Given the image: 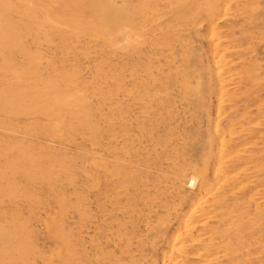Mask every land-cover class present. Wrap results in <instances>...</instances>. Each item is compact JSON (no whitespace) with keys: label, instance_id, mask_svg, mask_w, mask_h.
<instances>
[{"label":"rangeland","instance_id":"rangeland-1","mask_svg":"<svg viewBox=\"0 0 264 264\" xmlns=\"http://www.w3.org/2000/svg\"><path fill=\"white\" fill-rule=\"evenodd\" d=\"M245 1L0 0V264H264V0Z\"/></svg>","mask_w":264,"mask_h":264},{"label":"bare ground","instance_id":"bare-ground-1","mask_svg":"<svg viewBox=\"0 0 264 264\" xmlns=\"http://www.w3.org/2000/svg\"><path fill=\"white\" fill-rule=\"evenodd\" d=\"M69 1H70V0H69ZM73 1L75 2V0H73ZM92 1H93V0H92ZM143 1H144V0H143ZM161 1H162V0H161ZM174 1H175V0H174ZM190 1H191V0H190ZM244 1H245V0H244ZM247 1H249V0H247ZM256 1H257V0H256ZM64 2H65V1H64ZM67 2H68V1H67ZM163 2H164V1H163ZM219 2H220V1H219ZM245 2H246V1H245ZM98 3H99V2H98ZM169 3H171L170 0H169ZM174 3H175V2H174ZM187 3H188V2H187ZM249 3H250V1H249ZM249 3H248V4H249ZM258 3H259V1H258ZM77 4H79V3H77ZM219 4H220V3H219ZM256 4H257V3H256ZM134 5H135V4H134ZM161 5H162V4H161ZM161 5H160V6H161ZM173 5H174V4H173ZM173 5H172V6H173ZM186 5H187V4H186ZM203 5H204V4H203ZM217 5H218V4H217ZM227 5H229V4H227ZM227 5H225V6H227ZM243 5H245V4H243ZM249 5H250V4H249ZM77 6H78V5H77ZM163 6H165V5H163ZM183 6H185V5H183ZM240 6H241V5H240ZM255 6H256V5H255ZM62 7H63V6H62ZM202 7H203V6H202ZM227 7H228V6H227ZM238 7H239V5H238ZM238 7H236L237 10H238ZM241 7H242V6H241ZM166 8H167V7H166ZM239 8H240V7H239ZM247 8H248V7H247ZM155 9H156V8H155ZM202 9H204V8H202ZM202 9H201V12H202ZM207 9H208V8H207ZM207 9H206V10H207ZM226 9H230V8H226ZM226 9H225V10H226ZM251 9H252V8H251ZM185 10H186V9H185ZM190 10H192V9H190ZM206 10H205V11H206ZM62 11H63V10H62ZM153 11H154V10H153ZM155 11H156V10H155ZM177 11H178V10H177ZM182 11H183V10H182ZM195 11H196V10H195ZM255 11H256V10H255ZM257 11H258V10H257ZM259 11H261V10H259ZM156 12H157V11H156ZM215 12H216V11H215ZM237 12H238V11H237ZM250 12H251V11H250ZM253 12H254V10H253ZM153 13H154V12H153ZM170 13H171V12H170ZM174 13H176V12H174ZM184 13H185V11H184ZM195 13H196V12H195ZM203 13H204V12H203ZM203 13H202V14H203ZM207 13H208V12H206V14H207ZM212 13H213V12H212ZM247 13H248V12H247ZM247 13H246V14H247ZM254 13H255V12H254ZM254 13H253V14H254ZM150 14H151V13H150ZM154 14H155V13H154ZM156 14H157V13H156ZM166 14H167V13H166ZM186 14H187V13H186ZM188 14H189V13H188ZM197 14H198V10H197ZM199 14L202 15L201 13H199ZM208 14H209V13H208ZM208 14H207V15H208ZM249 14H250V13H249ZM253 14H252V15H253ZM167 15H168V14H167ZM172 15H174V14H172ZM183 15H184V14H183ZM193 15H194V14H193ZM204 15H205V14H204ZM211 15H212V14H211ZM237 15H238V14H237ZM259 15H263V16H264L263 13H261V14H259ZM149 16H150V15H149ZM168 16H169V15H168ZM186 16H187V15H186ZM186 16H185V17H186ZM189 16H190V15H189ZM197 16H198V15H197ZM208 16H209V15H208ZM225 16H226V15H225ZM229 16H230V15H229ZM257 16H258V15H257ZM257 16H255V18H256ZM157 17H159V16H157ZM164 17H165V15H164ZM172 17H173V16H172ZM187 17H188V16H187ZM226 17H227V16H226ZM251 17H252V16H251ZM223 18H224V17H223ZM239 18H240V17H239ZM260 18H261V17H260ZM260 18H259V19H260ZM152 19L154 20V18H152ZM156 19H157V18H156ZM176 19H177V18H176ZM189 19H190V18H189ZM198 19H199V17H198ZM218 19H219V18H218ZM236 19H237V18H236ZM262 19H263V18H261V20H262ZM158 20H159V19H158ZM170 20H172V19H170ZM170 20H169V21H170ZM214 20H215V19H214ZM234 20H235V19H234ZM244 20H245V19H244ZM251 20H252V19H251ZM255 20H256V19H255ZM177 21H178V20H177ZM192 21H193V20H192ZM236 21L238 22V19H237ZM249 21H250V20H249ZM252 21H253V20H252ZM259 21H260V20H259ZM155 22H157V21H155ZM162 22H163V21H162ZM167 22H168V21H167ZM171 22L173 23V21H171ZM181 22H186V21H181ZM217 22H218V21H217ZM225 22H226V21H225ZM241 22H242V21H241ZM250 22H251V21H250ZM263 22H264V21H263ZM160 23H161V22H160ZM160 23H159V25H160ZM163 23H165V22H163ZM172 23H171V24H172ZM177 23H179V22H177ZM187 23H188V22H187ZM234 23H235V22H234ZM238 23H239V22H238ZM242 23H244V22H242ZM140 24H142V23L140 22ZM145 24L147 25V23H145ZM156 24H157V23H156ZM156 24H155V25H156ZM171 24H170V25H171ZM199 24L201 25L202 23H199ZM199 24H198V25H199ZM224 24H225V23H224ZM224 24H223V26H224ZM230 24H232V23L230 22ZM235 24H236V23H235ZM240 24H241V23H240ZM133 25H134V23H133ZM136 25H137V24H136ZM142 25H143V24H142ZM163 25H164V24H163ZM167 25H168V24H167ZM187 25H188V24H187ZM192 25H193V24H192ZM204 25H205V24H204ZM227 25H228V24H227ZM246 25H248V24H246ZM254 25L260 27V25H256V24H254ZM261 25H262V24H261ZM128 26H129V25H128ZM134 26H135V25H134ZM134 26H133V28H134ZM147 26H148V25H147ZM149 26H150V25H149ZM173 26H175V25H173ZM173 26H171V27L173 28ZM210 26H212V25H210ZM221 26H222V25H221ZM231 26H232V25H231ZM231 26H230V27H231ZM234 26H236V25H234ZM150 27H151V26H150ZM166 27H168V26H166ZM185 27H186V26H185ZM214 27H216V26L214 25ZM214 27L212 26V28H214ZM247 27H248V26H247ZM127 28H128V27H127ZM129 28H130L131 30H133L131 27H129ZM136 28H137V27H136ZM145 28H146V27H145ZM183 28H184V27H183ZM188 28H189V27H188ZM188 28H187V29H188ZM227 28H228V27H227ZM232 28H233V26H232ZM242 28H243V27H242ZM262 28H263V26H262ZM137 29H138V28H137ZM156 29H157V28H156ZM159 29H160V28H159ZM164 29H165V28H164ZM181 29H182V28H181ZM209 29H210V28H209ZM259 29H260V28H259ZM127 30H128V29H127ZM160 30H161V29H160ZM168 30H169V29H168ZM183 30H184V29H183ZM189 30H190V29H189ZM210 30H211V29H210ZM245 30H246V29H245ZM247 30H249V29H247ZM253 30H254V29H253ZM143 31H144V30H143ZM155 31H156V30H154V32H155ZM190 31H191V30H190ZM250 31H251V30H250ZM255 31H256V30H255ZM258 31H259V30H258ZM262 31H263V30H262ZM131 32H132V31H131ZM131 32H130V33H131ZM134 32H135V31H134ZM210 32H211V31H210ZM210 32H209V33H210ZM227 32H228V31H227ZM135 33H136V32H135ZM176 33H178V32H176ZM189 33H190V32H189ZM211 33H212V32H211ZM213 33H214V32H213ZM240 33H241V32H240ZM164 34H168V36H170V35H169V32H168V33H164ZM174 34H175V32H174ZM214 34H215V33H214ZM257 34H258V33H257ZM133 35H135V34H133ZM133 35H132V36H133ZM137 35H138V34H136V36H137ZM156 35H157V34H156ZM159 35H160V33H159ZM220 35H221V34H220ZM230 35H231V34H230ZM236 35H237V34H236ZM243 35H244V34H243ZM129 36H130V35H129ZM174 36H175V35H174ZM182 36H185V35L183 34ZM201 36H202V35H201ZM201 36H200V37H201ZM212 36H213V35H212ZM133 37L135 38V36H133ZM156 37H157V36H156ZM166 37H167V36H166ZM177 37H178V36H177ZM192 37H194V36H192ZM202 37H204V36H202ZM209 37H211V36H209ZM231 37H233V36H231ZM262 37H263V36H262ZM148 38H149V36H148ZM148 38H147V39H148ZM170 38H172V37H170ZM179 38H180V37H179ZM190 38H191V37H190ZM195 38H196V37H195ZM195 38H194V39H195ZM211 38H212V37H211ZM239 38H240V37H239ZM126 39H127V38H126ZM140 39H141V38H140ZM149 39H150V38H149ZM180 39H181V38H180ZM237 39H238V38H237ZM242 39L245 40L246 38H245V39L242 38ZM150 40H151V39H150ZM155 40H156V38H155ZM166 40H167V39H166ZM177 40H178V38H177ZM190 40H191V39H190ZM196 40H197V38H196ZM260 40H261V39H260ZM263 40H264V39H263ZM171 41H172V40H171ZM238 41H239V40H238ZM261 41H262V40H261ZM147 42H148V41H147ZM162 42L164 43V41H162ZM167 42H168V41H167ZM194 42H195V41H194ZM148 43H149V42H148ZM203 43H204V42H203ZM214 43H215V41H214ZM214 43H213V44H214ZM216 43H217V42H216ZM218 43H219V42H218ZM253 43H254V42H253ZM260 44H262V43H260ZM260 44H259V46H263V45H260ZM151 45H152V44H151ZM211 45H212V43H211ZM214 45H215V44H214ZM214 45H213V46H214ZM199 46H200V44H199ZM209 46H210V45H209ZM140 47H141V46H140ZM140 47H139L138 49H140ZM146 47H147V46H146ZM177 47H178V46H177ZM200 47H201V46H200ZM230 47H231V46H230ZM238 47H239V46H238ZM147 48H149V47H147ZM151 48H152V47H151ZM195 48H196V47H195ZM203 48H204V47H203ZM212 48H213V47H212ZM155 49H156V48H155ZM198 49H199V48H198ZM240 49H241V48H240ZM258 49H259V48H258ZM149 50H150V49H149ZM212 50H213V49H212ZM255 50H256V49H255ZM259 50H260V49H259ZM132 51H133V50H132ZM139 51H140V50H139ZM144 51H145V50H144ZM152 51H154L153 48H152ZM176 51L178 52V50H176ZM176 51H175V52H176ZM181 51H182V50H181ZM214 51H216V50H214ZM214 51H213V53H214ZM244 51H245V50H244ZM149 52H151V51H149ZM149 52H148V53H149ZM155 52H156V51H155ZM166 52H167V51H166ZM193 52H194V50H193ZM241 52H242V51H241ZM246 52H247V51H246ZM164 53H165V52H164ZM167 53H169V52H167ZM167 53H166V54H167ZM180 53H181V52H180ZM213 53H212V57H214V56H213V55H214ZM238 53H239V52H238ZM259 53H260V51H259ZM155 54H156V53H155ZM234 54H236V53H234ZM250 54H253V53H250ZM250 54H249V55H250ZM174 55H175V53H174ZM180 55H181V54H180ZM193 55H194V54H193ZM197 55H198V53H197ZM197 55H196V56H197ZM222 55H223V52H222ZM231 55H232V54H231ZM236 55H237V54H236ZM239 55H240V54H239ZM245 55H246V54H245ZM257 55H259V54H257ZM167 56H169V55H167ZM200 56H201V54H200ZM220 56H221V55H220ZM228 56H229V55H228ZM240 56H241V55H240ZM254 56H255V55H253V57H254ZM157 57H158V56H157ZM179 57H180V56H179ZM179 57H178V58H179ZM194 57H195V56H194ZM210 57H211V56H210ZM218 57H219V56H218ZM245 57H246V56H245ZM153 58H154V57H153ZM200 58H201V57H200ZM214 58H215V57H214ZM238 58H239V57H238ZM256 58H257V57H256ZM151 59H152V58H151ZM194 59H195V58H194ZM233 59H234V58H233ZM241 59H242V58H241ZM241 59H240V60H241ZM254 59H255V58H254ZM138 60H139V58H138ZM141 60H142V59H141ZM143 60H145V58H144ZM143 60H142V61H143ZM149 60H150V59H149ZM177 60H178V59H177ZM179 60H180V59H179ZM214 60H215V59H214ZM250 60H252V58H251ZM258 60H259V59H258ZM262 60H263V58H262ZM262 60H260V61H262ZM167 61H168V60H167ZM237 61H238V59H237ZM131 62H132V60H131ZM156 62H157V61H156ZM162 62H163V61H162ZM193 62H194V61H193ZM196 62H201V61H196ZM214 62L216 63V61H214ZM256 62H258V61H256ZM165 63H166V61H165ZM218 63H219V62H218ZM238 63H239V62H238ZM262 63L264 64V62H262ZM133 64H134V63H133ZM146 64H147V63H146ZM161 64H162V63H161ZM194 64H195V63H194ZM194 64H193V65H194ZM200 64H201V63H200ZM243 64H244V63H243ZM246 64L249 66L251 63H250V64H249V63H246ZM258 64H259V63H257L256 65H258ZM162 65H163V64H162ZM170 65H171V64H170ZM191 65H192V64H191ZM197 65H198V64H197ZM259 65H260V64H259ZM140 66H141V65H140ZM145 66H146V65H145ZM208 66H209V65H208ZM232 66H233V64H232ZM262 66H263V65H262ZM136 67H137V66H136ZM156 67H157V66H156ZM191 67L193 68V66H191ZM201 67H202V66H201ZM243 67H244V66H243ZM260 67H261V66H260ZM137 68H138V67H137ZM141 68H143V67H141ZM146 68H147V67H146ZM196 68H197V67H196ZM209 68H210V67H209ZM233 68H234V67H233ZM170 69H172V67H171ZM180 69H181V68H180ZM219 69H221V67H219ZM219 69H218V72L220 71ZM230 69H231V68H230ZM242 69H243V68H242ZM246 69H248V68H246ZM249 69H250V68H249ZM254 69H255V67H254ZM257 69H260V68H257ZM263 69H264V67H263ZM143 70H145V69H143ZM152 70H153V69H152ZM200 70H202V69H200ZM203 70H204V69H203ZM235 70H236V69H235ZM252 70H253V69H252ZM156 71H157V70H156ZM205 71H206V70H205ZM228 71H229V70H228ZM253 71H254V70H253ZM253 71H252V72H253ZM128 72H129V71H128ZM138 72H139V71H137V73H138ZM141 72H142V71H141ZM141 72H140V73H141ZM188 72H189V71H188ZM242 72H244V71L242 70ZM254 72H255V71H254ZM256 72H257V71H256ZM140 73H138V74H140ZM147 73H148V71H147ZM155 73H156V72H155ZM160 73H162V72H160ZM205 73H207V72H205ZM244 73H246V72H244ZM209 74H210V73H209ZM174 75H175V74H174ZM217 75H218V74H217ZM248 75H249V74H248ZM200 76H201V75H200ZM256 76H258V75H256ZM256 76H254V77H256ZM250 77H251V76H250ZM262 77H263V76H262ZM262 77H261V78H262ZM171 78H173V77L171 76ZM171 78H170V79H171ZM232 78H234V77L232 76ZM248 78H249V77H248ZM196 79H197V78H196ZM206 79H207V78H206ZM212 79H213V77H212ZM251 79H252V78H251ZM254 79H255V78H254ZM254 79H253V81H255ZM139 80H140V79H139ZM256 80H257V79H256ZM130 81H131V80H130ZM130 81H129V82H130ZM149 81H150V80H149ZM173 81H174V80H173ZM173 81H172L171 84H173ZM196 81H197V80H196ZM199 81H200V80H199ZM240 81H241V80H240ZM246 81H247V79H246ZM132 82H133V80H132ZM244 82H245V81H244ZM133 83H134V82H133ZM165 83H166V82H165ZM193 83H195V82L193 81ZM196 83H197V82H196ZM199 83H200V82H199ZM199 83H198V85H199ZM203 83H204V82H203ZM203 83H202V84H203ZM249 83H251V82H249ZM259 83H260V82H259ZM261 83H262V81H261ZM190 84H191V83H190ZM225 84H226V83H225ZM133 85H134V84H133ZM173 85H174V84H173ZM212 85H213V84H212ZM246 85H247V84H246ZM140 86H141V85H140ZM142 86H143V85H142ZM171 86H172V85H171ZM175 86H176V85H175ZM193 86H195V85H193ZM193 86H192V87H193ZM218 86H220V85L218 84ZM256 86H257V85H256ZM258 86H259V85H258ZM261 87H262V86H261ZM134 88H135V87H134ZM221 88H222V87H221ZM255 88H256V87H255ZM190 89H191V88H190ZM196 89H197V87H196ZM196 89H195V90H196ZM198 89H201V88H198ZM209 89H210V88H209ZM175 90H176V89H175ZM253 90H254V89H253ZM159 91H160V90H159ZM257 91H259V90H257ZM200 92H201V90H200ZM204 92H205V91H204ZM218 92H219V90H218ZM243 92H245V91H243ZM243 92H241V93H243ZM249 92H250V90H249ZM191 93H192V92H191ZM198 93H199V92H198ZM206 93H207V92H206ZM220 93H221V92H220ZM220 93H219V94H220ZM245 93H246V92H245ZM140 94H141V93H140ZM145 95H146V94H145ZM148 95H149V94H148ZM233 95H234V94H233ZM237 95H238V94H237ZM239 95H240V94H239ZM162 96H163V95H162ZM195 96H196V95H195ZM221 96H222V95H221ZM240 96H241V95H240ZM157 97H158V95H157ZM160 97H161V96H160ZM196 97H197V96H196ZM219 97H220V95H219ZM219 97H218V98H219ZM250 97H251V96H250ZM213 98H214V97H213ZM251 98H252V97H251ZM131 99H133V98H131ZM168 99H169V98H168ZM168 99H167V100H168ZM198 99H199V97H198ZM202 99H203V98H202ZM158 100H159V99H158ZM220 100H221V99H220ZM220 100H218V101H220ZM242 100H243V98H242ZM242 100H240V101H242ZM246 100H248V99L246 98ZM250 100H251V99H250ZM252 100H253V98H252ZM178 101H179V100H178ZM185 101H187V100H185ZM244 101H245V100H244ZM129 102H130V100H129ZM133 102H134V101H133ZM172 102H173V101H172ZM203 102H204V101H203ZM203 102H202V103H203ZM234 102H235V101H234ZM242 102H243V101H242ZM194 103H195V102H194ZM198 103H199V102H198ZM217 103H218V102H217ZM222 103H223V102H222ZM129 104H130V103H129ZM154 104H155V103H154ZM171 104H172V103H171ZM239 104H240V103H239ZM148 105H149V104H148ZM167 105H168V104H167ZM179 105H180V104H179ZM202 105H203V104H202ZM236 105H237V104H236ZM245 105H247V103H246ZM245 105H244V106H245ZM175 106H176V105H175ZM209 106H210V105H209ZM217 106H220V104L217 105ZM240 106L242 107V105H240ZM247 106H248V105H247ZM253 106H254V105H253ZM151 107H152V106H151ZM173 107H174V106H173ZM182 107H183V106H182ZM185 107H186V106H185ZM185 107H183V108H185ZM245 107H246V106H245ZM212 108H213V106H212ZM219 108H220V107H219ZM219 108H217V110H218ZM237 108H238V107H237ZM237 108L235 107V109H237ZM162 109H163V107H162ZM177 110H178V109H177ZM179 110H180V108H179ZM196 110H197V109H195V111H196ZM198 110H199V109H198ZM207 110H208V109H207ZM208 111H209V110H208ZM218 111H219V110H218ZM258 111H259V110H258ZM154 112H155V114H156V111H154ZM177 112H178V111H177ZM190 112H191V111H190ZM190 112H189V113H190ZM193 112H194V111H193ZM216 113H217V112H216ZM193 114H194V113H193ZM214 114H215V113H214ZM218 114H219V113H218ZM218 114H217V115H218ZM227 115H228V114H226V116H227ZM157 116H158V115H157ZM189 116H190V115H189ZM206 116H207V115H206ZM209 116H210V115H209ZM213 116H215V115H213ZM226 116H225V117H226ZM207 117H208V116H207ZM219 117H220V116H219ZM200 118H201V117H200ZM216 118H217V117H216ZM195 119H196V118H195ZM211 119H212V118H211ZM191 120H192V119H191ZM210 121H211V120H210ZM213 121H214V120H213ZM259 121H260V120H259ZM205 122H206V120H205ZM254 122H255V121H254ZM216 123H217V122H216ZM216 123H215V124H216ZM252 123H253V122H252ZM255 123H257V121H256ZM203 125H204V127H205V124H203ZM237 125H238V124H237ZM220 126H221V125H220ZM222 127H223V126H222ZM202 128H203V127H202ZM212 128H216V126H215V127H212ZM224 128H225V127H224ZM199 129H200V128H199ZM210 129H211V128H210ZM220 129H221V128H220ZM220 133H221V132H220ZM208 134H209V133H208ZM207 136H208V135H207ZM210 136H211V135H210ZM212 137H213V136H212ZM221 138H222V137H221ZM202 139H203V138H202ZM255 139H256V138H255ZM231 140H232V139H231ZM198 141H199V140H198ZM230 142H231V141H230ZM208 143H209V142H208ZM211 143H212V142H211ZM215 143H216V141H215ZM219 143H220V142H219ZM199 144H200V143H199ZM201 144H202V143H201ZM206 144H207V143H206ZM221 144H222V143H221ZM144 146H145V145H144ZM243 146H244V145H243ZM247 146H248V145H247ZM209 147H210V146H209ZM212 147H213V146H212ZM244 147H245V146H244ZM213 148H215V147H213ZM237 148H238V147H237ZM242 148H243V147H242ZM240 149H241V148H240ZM216 150H217V149H216ZM242 150H243V149H242ZM262 150H263V149H262ZM262 150H261V151H262ZM205 151H206V150H205ZM231 151H232V150H231ZM203 152H204V151H203ZM240 152H241V151H240ZM139 153H140V152H139ZM205 153H206V152H205ZM215 153H216V152H215ZM242 153H243V151H242ZM260 153H261V152H260ZM263 153H264V152H263ZM256 154H257V153H256ZM256 154L253 153V155H256ZM190 156H192V155H190ZM190 156H189V157H190ZM217 156H218V155H217ZM238 156H240V154L237 155V157H238ZM243 156H244V155H243ZM219 157H220V156H219ZM235 157H236V156H235ZM256 157H257V156H256ZM259 157H260V156H259ZM239 158H240V157H239ZM263 158H264V157L262 156V159H263ZM159 159H160V158H159ZM216 159H217V158H216ZM220 159H221V158H220ZM231 159H232V158H231ZM241 159H242V158H241ZM255 159H256V158H255ZM258 159L260 160L261 158H258ZM178 160H179V159H178ZM186 160H187V159H186ZM229 160H230V159H229ZM259 160H258V161H259ZM164 161H165V159H164ZM164 161H163V162H164ZM174 161H175V160H174ZM102 162H103V161H102ZM183 162H184V161H183ZM206 162H207V160H206ZM217 162L219 163L220 161H217ZM244 162H245V161H244ZM249 162H250V161H249ZM255 162H256V161H255ZM189 163H190V162H189ZM227 163H228V162H227ZM234 163H235V162H234ZM236 163H237V161H236ZM246 163L248 164L247 161H246ZM256 163H257V162H256ZM256 163H255V164H256ZM178 164H180V163H178ZM186 164H187V163H186ZM212 164H213V163H212ZM228 164H229V163H228ZM228 164H227V165H228ZM232 164H233V162H232ZM238 164H239V163H238ZM249 164H250V163H249ZM249 164H248V165H249ZM158 165H159V164H158ZM161 165H162V163H161ZM163 165H164V163H163ZM163 165H162V166H163ZM190 165H191V163H190ZM217 165H218V164H217ZM243 165H245V164H243ZM253 165H254V164H253ZM257 165H258V164H257ZM257 165H256V166H257ZM140 166H144V165L142 164V165H140ZM176 166H177V165H176ZM182 166H184V165H182ZM212 166H213V165H212ZM214 166H216V165H214ZM104 167H105V166H104ZM145 167H146V166H145ZM189 167H190V166H189ZM262 167H263V165H262ZM146 168H147V167H146ZM173 168H174V166H173ZM175 168H176V167H175ZM182 168H183V167H182ZM148 169H149V168H148ZM178 169H179V168H178ZM178 169H176V170H177V171H176L177 173H178ZM186 169H187V168H186ZM192 169H193V168H192ZM209 169H210V168H209ZM211 169H212V168H211ZM233 169H234V168H233ZM236 169H237V168H236ZM259 169H260V168H259ZM261 169H262V168H261ZM156 170H157V169H156ZM158 170H161V169H158ZM179 170H180V169H179ZM217 170H218V169H217ZM217 170H216V171H217ZM162 171H163V170H162ZM187 171H191V170H187ZM194 171H195V170H194ZM210 171H211V170H210ZM220 171H221V170H220ZM223 171H224V170H223ZM225 171H226V170H225ZM142 172H143V171H142ZM248 172H249V171H248ZM263 172H264V171H263ZM135 173H136V172H135ZM143 173H144V172H143ZM143 173H141V175H142ZM145 173H146V172H145ZM160 173H162V172L160 171ZM177 173H176V174H177ZM194 173H195V172H194ZM194 173H193L194 176L197 175L196 173H195V174H194ZM207 173H208V172H207ZM210 173H211V172H210ZM212 173H213V172H212ZM216 173H217V172H216ZM221 173H222V171H221ZM228 173H229V172H228ZM241 173H242V169H241ZM255 173H257V172H255ZM259 173H260V171H259ZM81 174H82V173H81ZM88 174H89V173H88ZM176 174H175V176H176ZM186 174H187V173H186ZM190 174H191V173H190ZM243 174H244V173H243ZM246 174H247V173H246ZM251 174H252V173H251ZM83 175H84V174H83ZM157 175H158V174H157ZM162 175H163V174H162ZM191 175H192V174H191ZM200 175H201V174H200ZM215 175H216V174H215ZM240 175H242V174H240ZM262 175H263V174H262ZM136 176H137V175H136ZM194 176H193V177H194ZM198 176H199V175H198ZM198 176H197V177L195 176V177L198 178ZM257 176H258V175H257ZM147 177H148V176H147ZM176 177H177V176H176ZM176 177H174V178H176ZM199 177H200V176H199ZM203 177H204V176H203ZM203 177H202V179H203ZM212 177H213V176H212ZM242 177H243V176H242ZM246 177H247V176H246ZM140 178H141V177H140ZM177 178H178V177H177ZM177 178H176V179H177ZM181 178H182V177H181ZM185 178H186V176H185ZM190 178H191V176H190ZM190 178H189V179H190ZM236 178H237V177H236ZM247 178H248V177H247ZM23 179H24V178H23ZM135 179H136V177H135ZM160 179H161V178H160ZM182 179H183V178H182ZM191 179H192V178H191ZM194 179H195V178H193V180H192L193 182H194ZM208 179H209V178H208ZM213 179H214V178H213ZM232 179H233V178H232ZM238 179H239V178H238ZM105 180H106V179H105ZM107 180H108V179H107ZM195 180H196V179H195ZM215 180H218V179H215ZM215 180H214V181H215ZM222 180H224V179H222ZM240 180H241V179H240ZM78 181H79V180H78ZM82 181H83V180H81V182H82ZM96 181H97V180H96ZM121 181H122V180H121ZM124 181H125V180H124ZM138 181H139V180H138ZM140 181H141V180H140ZM151 181H152V180H151ZM166 181H167V180H166ZM180 181L182 182V180H180ZM192 181H191V183H192ZM91 182H92V180H91ZM174 182H175V181H174ZM188 182H189V181H188ZM205 182H206V181H205ZM207 182H208V181H207ZM216 182H217V181H216ZM253 182H254V181H253ZM256 182L258 183V181H256ZM263 182H264V181H263ZM85 183H86V181H85ZM92 183H93V182H92ZM134 183H135V182H134ZM159 183H160V182H159ZM168 183H169V182H168ZM175 183H177V182H175ZM175 183H174V184H175ZM178 183H179V181H178ZM223 183H224V182H223ZM234 183H235V182H234ZM245 183H246V181H245ZM251 183H252V182H251ZM97 184H98V183H97ZM152 184H153V183H152ZM201 184H202V183H201ZM203 184H204V183H203ZM225 184H226V183H225ZM262 184H264V183H262ZM81 185H82V184H81ZM91 185H92V184H91ZM142 185H143V184H142ZM154 185H157V184H154ZM160 185H161V184H160ZM179 185H182V184L179 183ZM179 185H178V186H179ZM194 185H195V184H194ZM204 185H205V184H204ZM241 185H242V184H241ZM95 186H96V185H95ZM195 186H196V185H195ZM205 186H206V185H205ZM205 186H203V188H204ZM207 186H208V185H207ZM212 186H213V185H212ZM228 186H229V184H228ZM242 186H243V185H242ZM257 186H258V184H257ZM263 186H264V185H263ZM140 187H141V186H140ZM145 187H146V186H145ZM164 187H165V186H164ZM196 187H197V186H196ZM213 187H216V186H213ZM230 187H231V186H230ZM85 188H88V187H85ZM93 188H94V185H93ZM93 188H92V189H93ZM96 188H97V187H96ZM158 188H159V187H158ZM222 188H223V187H222ZM243 188H244V187H243ZM105 189L107 190L108 188H105ZM159 189H160V188H159ZM185 189H186V188H185ZM197 189H198V187H197ZM258 189H260V188L258 187ZM263 189H264V188H263ZM82 190H83V189H82ZM88 190H89V189H88ZM113 190H114V189H113ZM113 190H112V192H113ZM134 190H135V189H134ZM181 190H182V189H181ZM213 190H214V189H213ZM222 190H223V189H222ZM132 191H133V190H132ZM179 191H180V190H179ZM205 191H206V190H205ZM205 191H204V192H205ZM214 191H215V190H214ZM214 191H213V192H214ZM223 191H225V190H223ZM180 192H181V191H180ZM182 192H183V191H182ZM210 192H211V191H210ZM225 192H226V191H225ZM90 193H91V192H90ZM90 193H89V194H90ZM116 193H117V192H116ZM154 193H155V192H154ZM184 193H185V192H184ZM217 193H218V192H217ZM108 194H109V193H108ZM120 194H121V193H120ZM122 194H124V193H122ZM214 194H215V192H214ZM87 195H88V194H87ZM92 195H93V194H92ZM100 195H101V194H100ZM234 195H235V194H234ZM237 195H238V194H237ZM240 195H241V194H240ZM259 195H263V194H259ZM104 196H106V195H104ZM117 196H118V195H117ZM137 196H138V195H137ZM223 196H224V195H223ZM229 196H230V195H229ZM231 196H232V195H231ZM242 196H244V195H242ZM242 196H241V198H242ZM257 196H258V195H257ZM80 197H82V196H80ZM86 197H87V196H86ZM88 197H89V196H88ZM90 197H91V196H90ZM111 197H113L112 194H111ZM111 197H110V198H111ZM148 197H150V196H148ZM189 197H190V196H189ZM200 197H201V196H200ZM232 197H233V196H232ZM84 198H85V197H84ZM94 198H95V197H94ZM94 198H93V199H94ZM151 198H152V197H151ZM201 199H202V197H201ZM226 199H227V198H226ZM248 199H249V198H248ZM102 200H103V199H102ZM144 200H145V199H144ZM198 200H200V199H198ZM202 200H203V199H202ZM239 200H240V199H239ZM239 200H238L237 202H240ZM250 200H251V199H250ZM79 201L82 202L83 200L80 199ZM109 201H110V200H109ZM248 201H249V200H248ZM251 201H254V200H251ZM99 202H100V201H99ZM106 202H108V201H106ZM184 202H185V200L183 201V203H184ZM187 202H188V201H187ZM189 202H190V201H189ZM230 202H231V201H229V203H230ZM234 202H235V201H234ZM237 202H236V203H237ZM245 202H246V201H245ZM254 202H256V200H255ZM78 203H79V202H78ZM92 203H93V202H92ZM92 203H91V204H92ZM95 203H96V202H95ZM111 203H113V202L111 201ZM116 203H117V202H116ZM120 203H121V202H120ZM138 203H139V202H138ZM157 203H158V202H157ZM160 203H161V202H160ZM196 203H198V202H196ZM249 203H251V206H252V202H249ZM80 204H81V203H80ZM100 204H101V203H100ZM100 204H99V206H100ZM133 204H134V203H133ZM135 204H136V203H135ZM194 204H195V203H194ZM107 205H108V204H107ZM107 205H106V206H107ZM111 205H112V204H111ZM114 205H115V204H113V206H114ZM117 205H118V204H117ZM124 205H125V204H124ZM161 205H162V204H161ZM161 205H160V206H161ZM218 205H219V204H218ZM238 205H239V203H238ZM261 205H262V204H261ZM261 205H260V206H261ZM109 206H110V204H109ZM141 206H142V205H141ZM164 206H165V205H163V207H164ZM235 206H236V205H235ZM239 206H240V205H239ZM245 206H247V205L245 204ZM249 206H250V205H249ZM97 207H98V205H97ZM97 207H96V208H97ZM102 207H103V206H102ZM148 207H149V206H148ZM181 207H182V206H181ZM240 207H241V206H240ZM240 207H239V208H240ZM255 207H256V205H255ZM263 207H264V206H263ZM94 208H95V207H94ZM94 208H93V209H94ZM99 208H100V207H99ZM164 208H165V207H164ZM221 208H222V206H221ZM224 208H225V206H224ZM258 208H259V207H258ZM79 209H81V208H79ZM82 209H83V208H82ZM93 209H92V210H93ZM101 209H103V208H101ZM107 209H108V208H107ZM109 209H110V207H109ZM160 209H161V207H160ZM218 209H219V208H217L216 210H218ZM233 209H234V208H233ZM243 209H244V207H242V210H243ZM255 209H256V208H255ZM94 210H95V209H94ZM98 210H99V209H98ZM140 210H141V209H140ZM195 210H196V209H195ZM219 210H221V209H219ZM235 210H237L236 207H235ZM253 210H254V209H253ZM99 211H100V210H99ZM102 211L104 212V210H102ZM106 211H107V210H106ZM122 211H123V209H122ZM125 211H126V210H125ZM128 211H130V210H128ZM144 211H145V209H144ZM159 211H160V210H159ZM171 211H172V210H171ZM249 211H251V210H248L247 212H249ZM260 211H261V209H260ZM263 211H264V210H262V212H263ZM126 212H127V211H126ZM151 212H152V209H151ZM151 212H150V213H151ZM156 212H157V211H156ZM224 212H225V211H224ZM224 212H223V213H224ZM227 212H228V211H227ZM253 212H254V211H253ZM255 212L257 213V211H255ZM79 213H80V212H79ZM107 213H108V212H107ZM115 213H116V212H115ZM130 213H131V212H130ZM130 213L126 214V216L130 215ZM132 213H133V212H132ZM136 213H137V212H136ZM160 213H161V212H160ZM163 213H164V212H163ZM163 213H161V214L163 215ZM189 213H190V212H189ZM215 213H216V212H215ZM217 213H218V211H217ZM221 213H222V212H221ZM221 213H220V215H221ZM225 213H226V212H225ZM236 213H237V212H236ZM236 213H235V216H236ZM249 213H250V212H249ZM88 214H89V213H88ZM112 214H113V213H112ZM112 214H111V215H112ZM116 214L118 215V213H116ZM121 214H122V213H121ZM246 214H247V213H246ZM85 215H86V214H85ZM89 215H91V214H89ZM106 215H107V214H106ZM111 215L109 214V216H111ZM144 215H145V214H144ZM147 215H148V214H147ZM211 215H213V214H211ZM214 215H215V214H214ZM241 215H242V214H241ZM241 215H240V216H241ZM244 215H245V214H244ZM247 215H248V214H247ZM257 215H258V214H257ZM263 215H264V213H263ZM78 216H79V215H78ZM104 216H105V215H104ZM139 216H141V215H139ZM145 216H146V215H145ZM157 216H159V215H157ZM186 216H188V215H186ZM221 216H222V215H221ZM221 216H220V217H221ZM232 216H234V213H233ZM237 216H238V215H237ZM242 216H243V215H242ZM245 216H246V215H245ZM249 216L251 217L252 214L249 215ZM249 216H248V217H249ZM253 216H254V215H253ZM80 217H81V215H80ZM87 217H88V216H87ZM95 217H97V215H96ZM95 217H93V218L95 219ZM147 217H148V216H147ZM152 217H153V216L151 215V218H152ZM224 217H225V216H224ZM224 217H223V219H224ZM227 217H228V216H227ZM238 217H239V216H238ZM248 217H247V218H248ZM256 217H257V216H256ZM258 217H259V216H258ZM260 217H261V216H260ZM104 218H105V217H104ZM113 218H114V217H113ZM148 218H149V217H148ZM148 218H147V219H148ZM151 218H149V219H151ZM156 218H157V217H156ZM161 218H163V217L161 216ZM229 218H230V217H229ZM239 218H240V217H239ZM239 218H238V219H239ZM252 218L254 219V217H252ZM79 219H81V218H79ZM100 219H101V217H100ZM147 219H146V220H147ZM152 219H153V218H152ZM157 219H158V218H157ZM184 219H185V218H184ZM186 219H187V218H186ZM219 219H220V218H219ZM232 219H233V217H232ZM243 219H244V218H243ZM243 219H242V221H244ZM84 220H85V219H84ZM106 220H107V219H106ZM110 220H111V222H112V218H111ZM117 220H118V219H117ZM119 220H121V218H120ZM139 220H140V219H139ZM143 220H144V218H143ZM143 220H142V221H143ZM159 220H160V219H159ZM221 220H222V219H221ZM221 220H220V221H221ZM228 220H231V219H228ZM258 220H262V219H258ZM258 220H257V221H258ZM152 221H153V220H152ZM206 221H208V219H207ZM222 221H223V220H222ZM224 221H225V220H224ZM224 221H223V222H224ZM239 221H240V220L236 221V223L239 222ZM246 221H248V220H246ZM89 222H90V218H89ZM95 222H96V221H95ZM131 222H132V221H131ZM136 222H137V221H136ZM139 222H140V221H139ZM154 222H155V220H154ZM204 222H205V221H204ZM208 222H209V221H208ZM226 222H227V221H226ZM234 222H235V221H234ZM251 222H252V221H251ZM259 222H260V221H259ZM79 223H80V221H79ZM85 223H86V221H85ZM96 223H97V222H96ZM109 223H110V222H109ZM117 223H118V222H117ZM120 223H122V222L120 221ZM132 223H133V222H132ZM140 223H141V222H140ZM144 223H145V222H144ZM160 223H161V222H160ZM187 223H188V222H187ZM221 223H222V222H221ZM230 223H231V222H230ZM232 223H233V222H232ZM243 223H244V222H243ZM243 223H242V226H245V224L243 225ZM86 224H87V223H86ZM86 224H83V225H86ZM93 224H94V222H93ZM113 224H114V223H113ZM136 224H137V223H136ZM161 224H162V223H161ZM207 224H208V223H207ZM211 224H212V223H211ZM248 224H250V223H248ZM257 224H259V223H257ZM260 224H261V223H260ZM94 225H95V224H94ZM103 225H104V223H103ZM105 225H106V224H105ZM115 225H116V224H115ZM146 225H148V224H146ZM223 225H224V224H223ZM252 225H254L253 222H252ZM88 226H89V225H88ZM91 226H92V225H91ZM117 226H119V225H117ZM159 226H160V225H159ZM159 226H158V227H159ZM185 226H186V225H185ZM208 226H209V225H208ZM210 226H212V225H210ZM255 226H256V225H255ZM255 226H254V227H255ZM259 226H260V225H259ZM110 227H111V226H110ZM114 227H115V226H114ZM114 227H111V228H113V229H116V228H117V227H116V228H114ZM152 227H153V225H152ZM217 227H218V225H217ZM220 227H221V226H220ZM228 227H229V226H228ZM238 227H239V226H238ZM240 227H241V226H240ZM251 227H252V226H251ZM251 227H250V228H251ZM92 228H94V227H92ZM97 228H98V227H97ZM104 228H105V227H104ZM128 228H129V227H128ZM206 228H207V226H206ZM213 228H214V227H213ZM213 228H211V229H213ZM236 228H237V227H236ZM243 228H245V227H243ZM243 228H242V229H243ZM252 228H253V227H252ZM81 229H82V228H81ZM148 229H149V228H148ZM148 229H147V230H148ZM161 229H163V228H160V231H161ZM214 229H215V228H214ZM219 229H220V228H219ZM240 229H241V228H240ZM240 229H239V230H240ZM247 229H248V228H247ZM40 230H41V229H40ZM79 230H80V229H79ZM95 230H96V229H95ZM97 230H98V229H97ZM97 230H96V231H97ZM107 230H108V229H107ZM127 230H128V229H127ZM141 230H142V229H141ZM141 230H140V231H141ZM163 230H164V229H163ZM178 230H180V229H178ZM237 230H238V229H237ZM51 231H52V230H51ZM88 231H89V230H88ZM88 231H87V233H88ZM104 231L106 232V230H104ZM112 231H113V230H112ZM114 231H115V230H114ZM128 231H129V230H128ZM204 231H205V230H204ZM208 231H209V229H208ZM219 231H221V230H219ZM219 231H218V232H219ZM246 231H247V230H246ZM248 231H249V229H248ZM44 232H45V231H44ZM79 232H81V231H79ZM105 232H104V234H105ZM125 232H126V231H125ZM152 232H153V231H152ZM157 232H158V231H157ZM179 232H180V231H179ZM181 232H182V231H181ZM190 232H192V231H190ZM199 232H200V231H199ZM227 232H228V231H227ZM249 232H251V231H249ZM68 233H70V232H68ZM114 233H115V232H114ZM137 233H138V232H137ZM155 233H156V232H155ZM160 233H162V232H160ZM204 233H206V232H204ZM209 233H210V231H209ZM232 233H233V230H232ZM236 233H237V232H236ZM252 233H253V232H252ZM85 234H86V233H85ZM90 234H91V233H90ZM94 234H95V232H94ZM96 234H97V233H96ZM150 234H151V233H150ZM215 234H216V233H215ZM219 234H220V233H219ZM239 234H240V233H238L237 235H239ZM253 234H254V233H253ZM253 234H252V235H253ZM256 234H257V233H256ZM260 234H262V233H260ZM87 235H88V234H87ZM100 235L103 236V233L100 234ZM112 235H113V234H112ZM207 235H208V234H207ZM228 235H229V234H228ZM248 235H249V233H248ZM67 236H68V235H67ZM70 236H71V235H70ZM107 236H108V235H107ZM107 236H106V237H107ZM110 236H111V235H110ZM135 236H136V235H135ZM152 236H153V235H152ZM157 236H158V234H157ZM159 236H161V235H159ZM176 236H177V234H176ZM220 236H221V235H220ZM245 236H246V235H245ZM256 236H257V235H256ZM261 236H262V235H261ZM76 237H77V236H76ZM90 237H91V236H90ZM121 237H122V236H121ZM123 237H124V236H123ZM153 237H154V236H153ZM221 237H224V238H225V234H224V236H221ZM226 237H227V235H226ZM247 237H248V236H247ZM80 238H81V237H80ZM80 238H79V239H80ZM110 238H112V237H110ZM113 238H116V237H113ZM113 238H112V239H113ZM119 238H120V237H119ZM135 238H136V237H135ZM149 238H150V237H149ZM154 238H155V237H154ZM161 238H163V237H161ZM224 238H223V239H224ZM255 238H256V237H255ZM67 239H68V238H67ZM91 239H92V238H91ZM96 239H97V238H96ZM107 239H108V241H109V238H107ZM117 239H118V238H117ZM133 239H134V238H133ZM133 239H131V240H133ZM145 239H146V238H145ZM98 240H99V239H98ZM98 240H97V241H98ZM100 240H101V239H100ZM134 240H135V239H134ZM152 240H153V238H152ZM175 240H176V239H175ZM214 240H215V239H214ZM214 240H213V241H214ZM224 240H226V238H225ZM229 240H230V239H229ZM229 240H228V242H229ZM231 240H232V239H231ZM239 240H240V239H239ZM239 240H237V242H240V241H241V240H240V241H239ZM263 240H264V239H263ZM72 241H73V240H72ZM119 241H120V240H119ZM145 241H146V240H145ZM149 241H151V238H150ZM149 241H147V242H149ZM158 241L160 242V239H159ZM210 241H211V240H210ZM216 241H217V240H216ZM220 241H221V240H220ZM220 241H219V242H220ZM60 242H61V241H60ZM70 242H71V241H70ZM98 242H99V241H98ZM100 242H101V241H100ZM103 242H104V241H103ZM114 242H115V243H114L113 245L115 246V244L117 243V241L114 240ZM121 242H122V241H121ZM147 242H146V243H147ZM174 242H175V241H174ZM176 242H177V241H176ZM207 242H209V241H207ZM219 242H218V244H219ZM232 242H233V241H232ZM249 242H250V241H249ZM90 243H91V242H90ZM95 243H96V242H95ZM109 243H110V242H109ZM111 243H113V242H111ZM126 243H127V242H126ZM134 243H135V242H134ZM157 243H158V242H157ZM161 243H162V242H161ZM226 243H227V242H226ZM246 243H247V242H246ZM215 244H216V243H215ZM229 244H230V243H229ZM232 244H233V243H231L230 245H232ZM262 244H263V243L261 242V245H262ZM97 245H98V243H97ZM110 245H111V244H110ZM113 245H112V246H113ZM145 245H148V244H145ZM223 245H224V244H223ZM233 245H235V244H233ZM240 245H241V242H240ZM243 245H244V244H243ZM249 245H250V244H249ZM73 246H75V245H73ZM77 246H78V245H77ZM100 246H101V245H100ZM138 246H140V245H138ZM143 246H144V243H143ZM143 246H141V248H142ZM150 246H151V245H150ZM216 246H217V244H216ZM216 246H215V247H216ZM227 246H228V245H227ZM80 247H81V246H80ZM85 247H86V246H85ZM88 247H89V246H88ZM103 247H104V245H103ZM110 247H111V246H110ZM115 247H116V246H115ZM160 247H161V245H160L158 248H160ZM164 247H165V246H164ZM172 247H173V246H172ZM210 247H211V246H210ZM213 247H214V246H213ZM218 247H219V246H218ZM222 247H223V246H222ZM222 247H221V248H222ZM224 247H225V245H224ZM242 247H243V246H242ZM101 248H102V247H101ZM107 248H108V244H107ZM175 248H176V247H175ZM219 248H220V247H219ZM229 248H230V247H229ZM231 248H232V247H231ZM233 248H234V247H233ZM239 248H240V246H239ZM243 248H244V247H243ZM243 248H242V249H243ZM81 249H82V248H81ZM94 249H96V247H94ZM98 249H100L99 246H98ZM110 249H111V248H110ZM110 249H109V250H110ZM112 249H116V248H112ZM128 249H129V248H128ZM130 249H131V248H130ZM135 249H136V248H135ZM137 249H138V248H137ZM137 249H136V250H137ZM142 249H143V248H142ZM160 249H161V248H160ZM166 249H167V248H166ZM166 249H165V250H166ZM210 249H211V248H210ZM217 249H218V248H217ZM223 249H224V248H223ZM83 250H84V248H83ZM87 250H88V249H87ZM91 250H93V248H91ZM91 250H90V251H91ZM101 250H102V249H101ZM117 250H118V249H117ZM152 250H153V249H152ZM163 250H164V249H163ZM232 250H233V249H231V254H232ZM249 250H250V249H249ZM263 250H264V249H263ZM75 251H76V249H75ZM106 251H107V250H106ZM106 251H105V252H106ZM114 251H116V250H114ZM148 251H149V250L145 251V253H148ZM157 251H158V250H157ZM209 251H210V250H209ZM223 251L225 252L226 250H223ZM223 251H218L219 253H218L217 255L221 254ZM233 251H234V250H233ZM240 251H241V250H240ZM247 251H248V247H247ZM251 251H252V250H251ZM251 251H250V252H251ZM85 252H87V251H85ZM98 252H99V251H98ZM108 252H109V251H108ZM110 252H113V251H110ZM120 252H121V251H120ZM127 252H128V251H127ZM151 252H152V251H151ZM155 252H156V251H155ZM211 252H212V251H211ZM220 252H221V253H220ZM226 252H227V251H226ZM235 252H236V250H235ZM248 252H249V251H248ZM252 252H253V251H252ZM78 253H80V252H78ZM89 253H90V252H89ZM96 253H97V252H96ZM96 253H95L94 255L99 254V253H97V254H96ZM137 253H138V252H137ZM163 253H164V252H163ZM208 253H209V252H208ZM212 253H213V252H212ZM233 253H234V252H233ZM236 253H237V252H236ZM241 253L243 254V252H241ZM80 254H83V253H80ZM84 254H85V253H84ZM86 254H88V252H87ZM91 254H92V251H91ZM135 254H136V252H135ZM142 254H143V253H142ZM156 254H157V253H156ZM198 254H199V253H198ZM200 254H201V253H200ZM214 254H215V253H214ZM224 254H227V253H224ZM238 254H239V253H237V255H238ZM248 254H249V253H248ZM248 254H246V255H248ZM102 255H103V254H102ZM104 255H105V254H104ZM104 255H103V257L106 256V255H105V256H104ZM108 255H109V254H108ZM115 255L117 256V254H114V257H115ZM118 255H120V254L118 253ZM140 255H141V254H140ZM149 255H150V253H149ZM153 255H154V254H153ZM161 255H162V249H161ZM204 255H205V254H204ZM215 255H216V254H215ZM233 255H234V254H233ZM233 255H232V256H233ZM69 256H70V259H69V258H68V259L71 260V257H72V256H71V255H69ZM90 256H91V255H90ZM128 256H129V255H128ZM130 256H131V255H130ZM132 256H133V255H132ZM156 256H157V255H156ZM207 256H208V255H207ZM234 256H236V255H234ZM125 257H126V256H125ZM163 257H164V255H163ZM202 257H204V256H202ZM205 257H206V256H205ZM237 257H238V256H237ZM248 257H249V256H248ZM256 257H257V256H256ZM261 257H264V256H261ZM261 257H259V258H261ZM74 258H75V257H74ZM82 258H83V257H82ZM91 258H92V256H91ZM94 258H96V257L94 256ZM105 258H106V257H105ZM108 258H109V257H108ZM131 258H132V257H131ZM139 258H140V257H139ZM142 258H143V257H142ZM149 258H150V256H149ZM155 258H156V257H155ZM227 258H230V257H227ZM244 258H245V257H244ZM257 258H258V257H257ZM83 259H85V257H84ZM88 259H89V257H88ZM99 259H101V258H99ZM125 259H127V258H125ZM163 259H164V258H163ZM178 259H179V258H178ZM188 259H189V258H188ZM230 259H231V258H230ZM247 259H248V258H246L245 260H247ZM64 260H65V258H64ZM77 260H78V259H77ZM90 260H91V259H90ZM92 260H93V258H92ZM113 260H114V259H113ZM117 260H118V259H117ZM128 260H129V259H127V261H128ZM143 260H144V258L142 259V261H143ZM147 260H148V259H147ZM151 260L154 261V259H151ZM164 260H165V259H164ZM219 260H221V258H220ZM235 260L237 261V259H235ZM254 260H255V259H254ZM80 261H81V259H80ZM95 261H97V260L95 259ZM124 261H126V260H124ZM124 261H123V262H124ZM140 261H141V260H140ZM140 261H139V262H140ZM155 261H156V260H155ZM162 261H163V260H162ZM260 261H261V260H260ZM75 262H76V261H75ZM82 262H83V261H82ZM82 262H80V263H82ZM85 262H86V261H85ZM90 262H91V261H90ZM111 262H112V261H111ZM148 262H149V260H148ZM158 262H159V261H158ZM173 262H174V261H173ZM209 262H210V261H209ZM221 262H223V261L221 260ZM240 262H241V260H240ZM240 262H239V263H240ZM243 262H244V261H243ZM243 262H242V264H243ZM257 262H259V261L257 260ZM69 263H70V262H69ZM102 263H103V262H102ZM113 263L116 264L115 261H113ZM141 263H142V262H141ZM160 263H161V262H159V264H160ZM193 263H194V262H193ZM197 263H198V261H197ZM201 263H202V262H201ZM230 263H232V262H230ZM252 263H253V262H252ZM262 263H263V262H262ZM86 264H87V263H86ZM97 264H98V263H97ZM99 264H100V263H99ZM108 264H109V263H108ZM122 264H123V263H122ZM132 264H133V263H132ZM143 264H145V263H143ZM147 264H149V263H147ZM162 264H164V261H163ZM173 264H174V263H173ZM185 264H186V263H185ZM227 264H229V263H227Z\"/></svg>","mask_w":264,"mask_h":264}]
</instances>
